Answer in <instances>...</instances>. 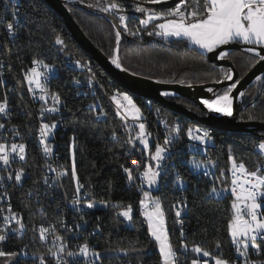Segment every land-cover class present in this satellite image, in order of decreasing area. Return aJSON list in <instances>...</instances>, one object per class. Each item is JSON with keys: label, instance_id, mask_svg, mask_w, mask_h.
Masks as SVG:
<instances>
[{"label": "trees", "instance_id": "trees-1", "mask_svg": "<svg viewBox=\"0 0 264 264\" xmlns=\"http://www.w3.org/2000/svg\"><path fill=\"white\" fill-rule=\"evenodd\" d=\"M88 5L103 6L108 0H75ZM145 1V0H140ZM125 10H132L127 17L129 29H140L139 35L132 36L123 30L118 57L122 66L134 74L156 79L162 82L181 84H202L219 81L225 75L224 68L208 60L207 54L190 45L184 38L170 40L160 39L155 32L158 20L147 26L139 21L146 13L135 11L131 0H117ZM194 6V0H188ZM70 12L87 36L110 58L116 48L113 22L103 16L89 13L76 2L66 0ZM125 13V11H124ZM118 23L119 15L114 16ZM13 13L3 6L0 0V101L7 95L10 107L9 122L16 126L22 143L26 145L28 159L23 164L27 179L10 190L13 204L26 215L29 225L43 223L46 218H57L56 206L65 207V196L70 198L75 192V180L71 175L73 153L78 179L87 193L88 202L106 203L104 207L87 209L80 217L84 223L81 236L76 240H86L88 230H96L91 242L101 254V264H162L157 245L148 231L144 220L140 200L142 187L139 173L146 164V151L136 141L135 147L128 143L135 137L138 129L121 120L117 110L108 96L117 91L132 97L144 115L147 132L153 137L152 148L156 146V133L160 131L155 123V115L161 113L170 126L176 119L183 122L182 138L178 145L186 144V128L199 122L174 112L157 102L130 93L119 82L111 78L96 63L91 55L84 51L66 27L64 19L44 0H25V5L18 16L19 27L16 35L9 37L6 31L8 21H13ZM152 32V35L148 33ZM59 36L64 43L57 44ZM148 36H153L151 40ZM238 70L239 79L244 77L251 67L253 54L242 50H231L227 54ZM33 59L43 60L50 66L57 67L51 73L48 103L54 106L51 94L60 96L59 112L52 113L50 120L57 122L53 140L59 142V151L63 161L68 165L70 174L65 180L64 190L48 187L43 180L45 159L39 149L38 119L36 108L30 99L24 72L31 68ZM81 60L95 72V79L85 70L69 67L68 60ZM74 81H79L75 83ZM227 87L218 94H223ZM194 111L202 113L192 101L180 96H168ZM101 110L106 115H100ZM252 117V119H249ZM1 118V117H0ZM234 120L264 122V86L253 83L245 91L244 108L235 115ZM156 124V123H155ZM113 132L116 138H113ZM214 145L209 152L218 163L212 179L206 175L194 177L193 170L175 153L164 163L160 186L153 191L163 204L170 240L179 249L180 232L183 229L189 249L200 245L214 256L220 255L230 263L242 264L235 246L231 243L228 232V219L231 216L233 197L229 192L220 197L211 195L215 186L218 190L230 187V157L243 162L250 171L263 164V157L254 144L264 141L263 131L231 132L211 129ZM134 161L138 163H133ZM124 168L132 170L135 177L128 180ZM221 171L224 175L221 176ZM177 176L183 180V187L178 185ZM184 201L185 213L176 216L175 203ZM43 205L45 211H37ZM131 205L132 220L128 222L120 213ZM38 242V243H37ZM221 248L217 249L216 244ZM24 245L27 251H46L44 242L24 238L14 242L8 251L21 254ZM251 261H264V251L253 254ZM190 250L178 256V264H190L194 258ZM51 260V258H47ZM36 260L21 256L14 264H31ZM0 264L3 259L0 258Z\"/></svg>", "mask_w": 264, "mask_h": 264}, {"label": "snow or ice", "instance_id": "snow-or-ice-1", "mask_svg": "<svg viewBox=\"0 0 264 264\" xmlns=\"http://www.w3.org/2000/svg\"><path fill=\"white\" fill-rule=\"evenodd\" d=\"M13 7H15L16 0H12ZM83 2V0H81ZM147 3L160 4L163 0H145ZM88 7H96V9L102 13L110 15H119L120 26H122L124 32L129 35H139L140 29L135 30L129 29L128 17L120 14L125 11L122 4L118 3L117 0H108L103 6L100 5H88ZM135 11L141 13H147V18L141 19L139 23L147 26L153 20H163V23L156 25L159 29L155 32V35L167 37H178L188 40L191 44L197 46L200 50L208 53L214 52L222 45H228L230 43L243 44L248 47L244 49L245 52L253 54L251 60V67H255L264 61V0H194V6H190L188 0H179L175 4V7H168L163 11H156L152 9H146L137 5ZM14 18L16 12H13ZM2 23V21H0ZM15 27H19V21L17 20L16 25L9 22L6 25L8 34L14 35ZM113 28H117V25L113 23ZM152 35V32L148 33ZM122 34L117 28L115 32V44L116 48L113 50L117 55H114L111 63L115 65L117 69L127 71L122 67V63L118 57L119 45L121 42ZM57 44H63L64 41L57 36ZM227 56L225 51H220L218 54L219 59H224ZM77 66H82L81 61L75 62ZM32 64L36 67H31L24 72V79L27 82L28 90L33 91V86L40 92L39 100L45 101L49 98V91L46 87V81L49 78V74L54 71L53 66L45 64L41 60L33 59ZM43 67L46 71H40L39 68ZM90 70V69H89ZM91 71V70H90ZM225 78L229 81H233V74L231 70H228ZM95 79V76L89 77V84ZM79 83V81H74ZM220 83L221 81H216ZM241 83L240 79L234 80L223 94L215 95L214 99H202L201 103L209 111L214 113H220L224 116H233V102L234 97L233 91L237 89V86ZM253 83H259L264 86V72L257 74L254 77ZM191 87V85H189ZM212 88H208V92H213ZM120 96L123 101L116 99V96ZM162 95H169L164 92ZM239 98L245 96L244 91L237 93ZM35 98V97H34ZM54 106L42 107L40 115L43 118L44 113H56L60 111V108L55 105L60 104L59 94H51ZM112 99L116 101L117 115L120 116L121 120L127 123L128 117L130 116L133 121H137L141 117V109L133 102L131 96L127 93L117 91L113 95ZM8 102L7 95L4 96L3 101H0V114L4 116L8 115ZM123 109V112H121ZM100 115H106L102 110ZM252 119V117H249ZM57 127L56 122L51 124L42 122L39 129V143L43 145V152L47 155L50 154L52 148L46 143L48 136L52 133V130ZM5 128L4 123H0V129ZM139 131L135 137H131L128 140L129 144L135 147V142L139 141L143 145L144 150L149 151L150 161L153 163H146L143 165V171L139 173L141 180V187L144 183H147L149 187L156 186L161 173L164 171L162 162L166 159L165 153L169 152V145H172L179 138L181 131L180 125L175 124L168 130V135L164 139L163 145L157 143L155 146L154 153L150 151L149 141L147 136L151 135L146 132L145 124L139 123ZM195 133V134H194ZM175 134V135H174ZM16 135H19L17 132ZM186 135L192 142H199L204 145L211 140L210 133L207 130H203L197 127L195 130L192 127H188ZM113 138H116L115 132H113ZM190 148H196V144L192 143L189 145ZM255 148H258L259 153L264 155V141L254 144ZM26 145L24 143L12 142L11 144L6 142H0V161L3 165L9 166L12 159L18 157L20 160H25ZM170 158V157H168ZM231 181L230 188L225 187L217 189L215 186L212 187L210 194L216 197H220L223 193L229 192L233 197L231 202V216L228 219V232L231 238V243L235 246V250L238 258H240L242 264H264V261H251L250 251L253 254L259 255L264 251V166H258L254 171H250L243 162L237 163L234 158H231ZM138 163L136 161L133 162ZM193 168L199 169L201 163L195 159L189 161ZM208 163H215L211 160ZM23 169L16 170L15 180L21 181ZM124 171L128 174V180L132 181L135 177L132 175V170L124 168ZM66 171L58 172V176L66 175ZM208 173L206 172L205 175ZM71 175L76 181L75 196L72 200V204L79 205L81 202V189L83 187L80 184L74 161L73 153V166ZM224 172L221 171V176ZM5 177L0 176V182H3ZM8 180L13 179V173L8 172ZM177 180L183 187V181L179 176ZM47 183V178H45ZM143 190V189H142ZM83 195H87L84 193ZM7 196V193H4ZM143 199L140 200V207L142 209V215L145 217L148 224V231L154 238L156 245L158 246V254L161 257L162 264H178V256L181 253H187L189 250L195 254L194 258L190 260V264H209L207 258L214 260V264H230L229 260L223 258L220 255H213L209 250L203 248L200 245H193L189 249V245L186 242L185 234L183 229L180 232V243L179 249L174 246L170 240L169 231L166 227L165 213L162 209L161 201L159 198H154L148 191H143ZM3 199V197H0ZM88 208L94 207V204L87 203ZM3 210L0 209V212ZM9 215L5 216L4 226L0 228V258L3 259V264H12L14 258L18 257L20 253L16 251L4 250V243L8 241L9 237L7 232L19 233L25 229V224L22 222V217L17 213L11 212V206L9 205ZM132 206H126V209L120 213L121 216L127 220H132ZM176 216L180 217V211L176 212ZM15 222L18 227H12V222ZM55 228H46L41 225L38 229L39 238L41 241L46 240L49 236H52L53 247L48 249V255L51 257L55 264H70L68 258L83 257V264H98L101 259L99 252L93 251L88 242L85 241L83 244L77 245L76 249H70L68 241L63 237L55 234ZM216 248L220 249L221 245L219 242L216 244ZM40 264H46L44 256H40Z\"/></svg>", "mask_w": 264, "mask_h": 264}, {"label": "built area", "instance_id": "built-area-1", "mask_svg": "<svg viewBox=\"0 0 264 264\" xmlns=\"http://www.w3.org/2000/svg\"><path fill=\"white\" fill-rule=\"evenodd\" d=\"M132 2H136L138 4H140V6L144 7L145 6H152L153 8H151L152 10H156V11H163L168 7H175V4L179 2V0H163L162 3L160 4H151V3H147L145 1H140V0H131ZM2 4L4 7H6L7 9H9L12 13L15 11L16 12V17L12 19L13 21H8L7 23L11 22L14 24V26L17 23L18 20V16L21 13L22 8L25 5V0H16V4L15 7H13V2L12 0H1ZM146 9H150V8H146ZM147 16V13H146ZM7 25V24H6ZM7 31V28H6ZM8 33V31H7ZM9 35V34H8ZM16 35V28H15V32L14 35L9 37H14ZM78 59H72V60H68L67 61V65L69 67H76L78 69L81 70H85L90 76H94L95 72L92 70V68L89 66V64L81 61V65L82 66H77V64L75 63ZM43 61V60H41ZM45 64H47L45 61H43ZM31 67H36V65L32 64ZM91 71H90V70ZM40 71H46L45 69H43V67L39 68ZM51 80V73L49 74V78L46 81V87L49 91V87L48 84ZM26 89H27V93L30 97V99L33 101V103L36 105V117L38 119V128H37V135H38V143H39V129L41 126L42 122L45 123H49L51 124L52 122L55 121H51L50 115L52 113H44L43 118L40 115V110L42 107H52L51 104L48 103L49 98L47 99V103H45V101H41L39 100V95L40 92L38 89H35L33 86V91L30 92L28 90V85L26 82ZM120 92V91H119ZM125 93V92H123ZM116 94V93H115ZM113 94V95H115ZM113 95L108 96L109 99L113 102V104L115 105V107L117 106L115 104V101L112 99ZM35 97V98H34ZM117 100H120L122 104L126 105V102H122L123 100L121 99L120 96L117 97ZM10 107L8 105V115L4 116L3 114H0V123H4L5 124V128L0 129V142H6L11 144L12 142H16V143H22L21 139H20V135H16L17 133V129L16 126H14L13 124H11L9 122V118H10ZM117 110V107H116ZM57 123V122H56ZM156 123V124H155ZM155 123H153V125H158L160 127V131H157L156 133V144L160 143L161 145H163L164 143V139L165 137L168 135V130L171 127L170 124L167 122V119L161 114V113H157L155 115ZM175 124H179L180 128H183V122L179 119H176L173 123V126ZM188 127H192L194 130L199 127L203 130H207L210 133L211 136V129L202 125V124H192ZM187 127V128H188ZM186 128V131H187ZM57 130V127L55 129L52 130V133L48 136L46 143L48 145L51 146L52 151L50 154H45L43 152V145H41L39 143V149L41 151V153L44 156L45 159V165H44V175H43V180L45 183V178H47V183H45L48 187H58L61 190H64V186L66 185L65 180L67 179L68 175L70 174V170L68 168V165L63 161L62 159V154L59 151V147L60 144L58 141L53 140V136L55 135V132ZM195 134V133H194ZM175 135V134H174ZM152 137V135H151ZM182 138V134L181 131L179 133V138L176 140V142L172 145H169V152L165 153L166 159L162 162L163 166L164 163H166L165 165L167 166L168 164V157L174 155L175 153H180L179 154V158L182 160L183 163L189 165V167L193 170V175L196 178L201 177L202 175H205V173L207 172L208 174L206 176L210 177L212 179L213 174H214V170H215V166L217 165L218 161L214 160L212 158L211 153L209 152V149L211 148V146L213 145H209V144H204L201 145L199 144V142H192L189 140V138L187 137V135H185L186 138V144L184 145V150L185 152H183V145H178L179 147L177 148V144L178 141L181 140ZM212 138V136H211ZM152 142H155L153 140L152 137ZM195 143L196 144V148H190L189 145ZM257 151L259 153V150L257 148ZM260 154V153H259ZM25 160H20L18 157H16L15 159L11 160V163L9 166H5L3 165V162L0 161V176L5 177L3 182H0V197H3V199H0V209H2L3 211L0 212V228H3L4 226V217L9 215V205L11 206V212L13 213H17L20 217H22V222L25 224V229L22 232L19 233H15V232H11L10 230L7 232V235L9 237L8 241H6L3 245L4 250L8 251V248L11 247L14 242L19 241L21 239L24 238H31V240L39 241V242H44L46 245V251H33V252H28L27 251V245H24L22 250H21V254L23 256H26L28 258L34 259L36 260L35 262L31 263V264H40V256L43 255L44 259L46 260V264H55V261L49 257L48 255V249L53 247L52 245V236H49L46 240L41 241L39 238V232L38 229L41 225H43L46 228H55V234L59 235L61 237H63L65 240L68 241V245L70 249L75 250L77 245L83 244L85 241L88 242L90 248L93 251H97L96 249V243L91 242L96 230H88V232H86L87 234V239L86 240H76V238H78L79 236H81V228L83 227L84 223L80 222V217H82L84 215V212L87 209H92V208H88L86 205L88 202L87 200V195H83L84 193H86L85 187L82 184V182L79 180L80 184L83 185L82 189H81V202L79 205H73L72 204V200L75 196V192L73 194H71L70 198L68 196H65V207L62 206H56L54 208L55 213L57 214V218H46L43 223H38V224H32L29 225L28 220L26 218V215L23 214L19 209L16 208V206L13 204L12 201V196H11V192L10 190L12 188H14V185H20L23 183V181H25L27 179V173L25 171V169L23 168V164L26 162V160L28 159V152L27 150L25 151ZM263 157V164L261 166H264V155H262ZM231 158H234L231 156ZM193 159H195L197 162L201 163V167L199 169H195L193 168L192 164L189 163V161H192ZM211 160L215 163V166H213V164L208 163V161ZM237 163H240L238 161H236ZM19 169H23V174L21 177V181L17 182L15 180V172L16 170ZM62 171H66L67 174L63 175V176H58L57 173L58 172H62ZM8 172H12L13 173V179L8 180L7 176H8ZM165 173V168L164 171L161 173L162 174ZM229 178L231 181V159H230V174H229ZM178 182V185H180V182ZM75 186H76V181H75ZM181 186V185H180ZM7 193V196H4V193ZM186 203L183 201H177L175 203V207H176V212L180 211V216L183 215L185 213V209H186ZM37 211H41L44 212L45 211V207L43 205H40L37 208ZM141 213H142V209H141ZM12 227H18V225L15 224V222H12ZM0 234H4L3 232H0ZM38 243V242H37ZM252 251V250H251ZM47 258H51V260H47ZM70 264H83V257H78V258H72L69 257L68 258ZM98 264L100 263V260L98 261Z\"/></svg>", "mask_w": 264, "mask_h": 264}, {"label": "water", "instance_id": "water-1", "mask_svg": "<svg viewBox=\"0 0 264 264\" xmlns=\"http://www.w3.org/2000/svg\"><path fill=\"white\" fill-rule=\"evenodd\" d=\"M44 1H46L64 19L66 27L71 32L78 45L84 51L89 53L93 60L98 63L111 78L119 82L130 93L139 95L143 98L149 99L150 101L157 102L162 106L182 114L190 120L199 122L210 129H222L231 132H251L255 130L264 132V122L240 121L233 119L235 115L244 108V97H238L237 104L233 109V116L231 117L224 116L220 113L209 112L201 103L202 99H213L215 95H218L222 88L228 87L234 80L239 79L238 70L233 62L230 60V58H228V56H226L224 59H219V52L225 51L228 54V52L231 50L244 51V49L248 46L238 43H230L228 45H222L212 53H207V57L210 62L214 63L218 67H226L228 70L232 71L233 81L227 80L225 78V74L224 77L219 80L221 81L220 83L213 81L202 84H189L191 87H189L188 84L186 85L178 82H162L156 79L134 74L128 70L124 71L122 69H117L115 65L111 63L112 58L108 57L84 32L67 7L66 0ZM72 2H76L79 7L89 13L110 19L117 25V28L121 31V34L123 33L120 24L113 15L102 13L98 11L96 7H88V4L85 3H80L75 0H72ZM130 12L133 11L125 10L126 14ZM152 38L153 36H148L149 40ZM261 54H264V52ZM115 55L117 54L115 53ZM262 72H264V61H262L260 64H257L255 67H252L248 73L240 79L241 83L237 86V92H245L247 88L253 84L254 77ZM208 88H212L214 91L210 93L208 92ZM164 92L169 93V95H162ZM168 96L184 97L196 104L202 113L189 109L183 104L170 99Z\"/></svg>", "mask_w": 264, "mask_h": 264}, {"label": "rangeland", "instance_id": "rangeland-1", "mask_svg": "<svg viewBox=\"0 0 264 264\" xmlns=\"http://www.w3.org/2000/svg\"><path fill=\"white\" fill-rule=\"evenodd\" d=\"M132 2V1H131ZM133 3V7L135 8L137 5H139L140 6V4H138V3H136V2H132ZM142 7V6H141ZM145 8H153L152 6H145ZM135 10V9H134ZM120 14H123V15H128V14H126V13H120ZM145 18H147V16H145V17H143L142 19H145ZM159 24V23H158ZM157 29V28H156ZM157 31H158V29H157ZM164 41H166V42H168L169 40L167 39V38H165V39H163ZM53 66V65H52ZM53 68H54V71L52 72V73H54V72H56V69H57V67H55V66H53ZM58 70V69H57ZM59 71V70H58ZM227 71H228V68H224V72H225V74L227 73ZM115 94V93H114ZM117 97H118V95L116 96V99H117ZM122 102H124V101H122ZM134 102V101H133ZM135 103V102H134ZM115 104H116V101H115ZM117 107V106H116ZM138 107V106H137ZM121 112H123V109H121ZM128 122L131 124V125H134V126H136L137 127V129H138V131H139V128H138V125H139V123H144L145 124V122H144V115H143V113L141 112V117H140V119L139 120H137V121H133L132 119H131V117L129 116L128 117ZM145 129H146V126H145ZM146 132H147V129H146ZM148 133V132H147ZM147 139H148V141H149V148H150V151L151 152H153L154 153V151H155V147L154 148H152V144H153V142H152V137H151V135H149V136H147ZM139 142V141H138ZM207 144H209L210 146L211 145H213L214 144V141H213V139L211 138V140H209L208 142H207ZM142 146V148H143V145H141ZM144 149V148H143ZM146 151V163H153V164H155V162L154 161H150V159H149V151H147V150H145ZM73 160V159H72ZM183 181V180H182ZM160 184H161V180H160V178H159V181H158V184L156 185V186H153V187H149L148 186V184L147 183H144L143 185H142V199L144 198L143 197V191H148L150 194H151V196L152 197H154V198H159V197H157V196H155L154 194H153V191L154 190H156L159 186H160ZM230 188V187H229ZM92 204H94V208H97V207H104V206H106V203H98V202H92ZM161 205H162V209H163V204H162V202H161ZM125 210V209H124ZM123 210V211H124ZM163 211H164V209H163ZM132 213H133V211H132ZM143 216V215H142ZM143 218H144V220L146 221V219H145V217L143 216ZM127 220V219H126ZM128 222H130L129 220H127ZM165 222H166V218H165ZM146 223H147V221H146ZM148 225V224H147ZM166 227H167V229H168V226H167V222H166ZM153 238V237H152ZM154 239V238H153ZM157 250H158V246H157ZM21 256H23L22 254H20L18 257H16V258H14V260H13V262H12V264H14L15 262H17L18 260H19V258L21 257ZM208 260H209V264H214V260H212L211 258H207ZM230 264H234V263H230Z\"/></svg>", "mask_w": 264, "mask_h": 264}, {"label": "crops", "instance_id": "crops-1", "mask_svg": "<svg viewBox=\"0 0 264 264\" xmlns=\"http://www.w3.org/2000/svg\"><path fill=\"white\" fill-rule=\"evenodd\" d=\"M164 21L163 20H158V23H163ZM159 30V29H158ZM158 36V35H157ZM160 39H165V37H163V36H158ZM167 39L170 41V40H174V39H179L178 37H167ZM188 41V40H187ZM188 43L190 44V45H192V46H194V47H196L197 49H199L197 46H195V45H193V44H191L189 41H188ZM200 50V49H199ZM200 51H202V52H204V53H208V52H205V51H203V50H200Z\"/></svg>", "mask_w": 264, "mask_h": 264}, {"label": "bare ground", "instance_id": "bare-ground-1", "mask_svg": "<svg viewBox=\"0 0 264 264\" xmlns=\"http://www.w3.org/2000/svg\"><path fill=\"white\" fill-rule=\"evenodd\" d=\"M173 93V92H172ZM210 93H212V92H210ZM237 89L236 90H234L233 91V93H232V95H233V97H234V102H233V109L235 108V106H236V104H237V99H238V96H237ZM211 95V94H210ZM215 97H213V99H214Z\"/></svg>", "mask_w": 264, "mask_h": 264}]
</instances>
